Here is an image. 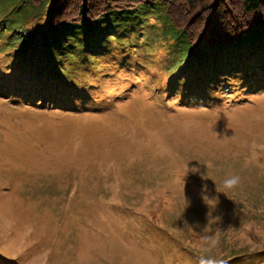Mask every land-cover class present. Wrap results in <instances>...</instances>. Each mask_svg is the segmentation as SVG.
Segmentation results:
<instances>
[{
	"label": "rangeland",
	"instance_id": "rangeland-1",
	"mask_svg": "<svg viewBox=\"0 0 264 264\" xmlns=\"http://www.w3.org/2000/svg\"><path fill=\"white\" fill-rule=\"evenodd\" d=\"M158 1L97 21L86 80L66 81L84 92L68 103L11 83L24 61L5 39L21 20L0 0V264H202L264 250V22L179 63ZM21 28L31 46L36 25ZM250 257L234 264H264Z\"/></svg>",
	"mask_w": 264,
	"mask_h": 264
},
{
	"label": "trees",
	"instance_id": "trees-1",
	"mask_svg": "<svg viewBox=\"0 0 264 264\" xmlns=\"http://www.w3.org/2000/svg\"><path fill=\"white\" fill-rule=\"evenodd\" d=\"M152 1L1 0V4L7 2L11 7L15 19L21 20L19 27H13L9 32L10 36L5 39L9 43L11 40L18 42L12 44V49L24 61L22 66L19 61L11 66L19 69L18 75L10 80L11 83L24 85L23 80L29 81L27 85H33L34 88L46 87L49 93L57 92L54 95L57 99L60 95V99L64 101L77 102L72 95H82L84 90L70 89L66 81L70 75L81 81L86 80L90 70L88 58L95 51V44L90 42L94 36L90 29L109 14L121 18L130 17L141 9L150 7ZM158 4L162 13L160 15L163 16L160 24L172 33L173 51L179 55V63H183L180 62L182 55L187 56L186 60L193 58L195 49L215 55L231 44L245 39L264 22V0H159ZM30 21L34 22L38 30L31 46L32 36L28 39L18 36L23 30L21 27ZM7 30L8 27H0V33ZM103 35L107 40L108 34ZM110 47L108 42L103 50L107 51ZM23 54L27 55L22 56ZM183 65L186 66L187 63L184 62ZM47 99L50 100V105L59 102L53 100V96ZM229 251V254L221 256L220 259L215 254L213 259L217 264H234L238 259L248 260L250 256L252 259L264 260V250L258 255L247 253L250 256L241 253L237 248ZM196 260L201 258L196 257ZM205 262L208 261L202 264Z\"/></svg>",
	"mask_w": 264,
	"mask_h": 264
},
{
	"label": "clouds",
	"instance_id": "clouds-1",
	"mask_svg": "<svg viewBox=\"0 0 264 264\" xmlns=\"http://www.w3.org/2000/svg\"><path fill=\"white\" fill-rule=\"evenodd\" d=\"M239 183H240V177L238 175H229L223 181L224 186L228 189L237 187ZM210 244L212 247H215L216 241L214 239H210ZM208 264H216L215 260L211 258V256L208 257Z\"/></svg>",
	"mask_w": 264,
	"mask_h": 264
}]
</instances>
